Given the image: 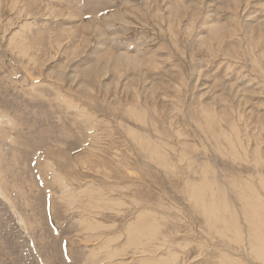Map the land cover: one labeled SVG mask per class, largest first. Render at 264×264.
<instances>
[{
	"label": "rangeland",
	"instance_id": "obj_1",
	"mask_svg": "<svg viewBox=\"0 0 264 264\" xmlns=\"http://www.w3.org/2000/svg\"><path fill=\"white\" fill-rule=\"evenodd\" d=\"M263 239L264 0H0V264Z\"/></svg>",
	"mask_w": 264,
	"mask_h": 264
},
{
	"label": "bare ground",
	"instance_id": "obj_2",
	"mask_svg": "<svg viewBox=\"0 0 264 264\" xmlns=\"http://www.w3.org/2000/svg\"><path fill=\"white\" fill-rule=\"evenodd\" d=\"M152 226L154 225V224H151ZM152 226H150L151 228H152ZM154 229H155V227H154ZM257 230V229H256ZM255 231V230H254ZM151 233V232H150ZM259 237V236H258ZM138 238V237H137ZM139 239V238H138ZM264 240V239H263ZM260 248V252L264 255V241H262V242H260V244H259V246H258V249ZM144 249H146V248H144ZM147 250V249H146ZM145 251V250H144ZM258 252V251H257ZM256 253V252H255ZM259 254V253H258ZM264 258V257H263Z\"/></svg>",
	"mask_w": 264,
	"mask_h": 264
}]
</instances>
